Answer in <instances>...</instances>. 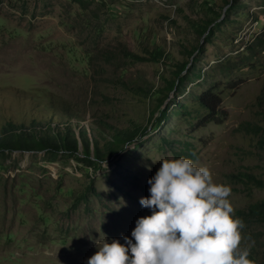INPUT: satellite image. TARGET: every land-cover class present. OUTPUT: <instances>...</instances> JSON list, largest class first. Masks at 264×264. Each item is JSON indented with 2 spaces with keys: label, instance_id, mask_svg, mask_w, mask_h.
<instances>
[{
  "label": "rangeland",
  "instance_id": "rangeland-1",
  "mask_svg": "<svg viewBox=\"0 0 264 264\" xmlns=\"http://www.w3.org/2000/svg\"><path fill=\"white\" fill-rule=\"evenodd\" d=\"M263 39L264 0H0V122L28 118L29 103L43 121L75 120L92 146L136 133L103 163L0 154V264H84L95 240L131 239L150 215L147 179L180 156L230 187L240 246L264 264ZM210 88L226 117L202 127L195 97Z\"/></svg>",
  "mask_w": 264,
  "mask_h": 264
},
{
  "label": "clouds",
  "instance_id": "clouds-1",
  "mask_svg": "<svg viewBox=\"0 0 264 264\" xmlns=\"http://www.w3.org/2000/svg\"><path fill=\"white\" fill-rule=\"evenodd\" d=\"M159 162L138 201L150 215L136 218L124 243L102 234L84 264H254L240 246L243 221L232 215L230 187L187 157Z\"/></svg>",
  "mask_w": 264,
  "mask_h": 264
},
{
  "label": "trees",
  "instance_id": "trees-1",
  "mask_svg": "<svg viewBox=\"0 0 264 264\" xmlns=\"http://www.w3.org/2000/svg\"><path fill=\"white\" fill-rule=\"evenodd\" d=\"M228 5V3H226ZM231 6L228 7V10ZM209 21L207 23L210 24ZM201 34H203L209 29V26H203ZM261 39L258 38L259 42ZM264 44V39L261 41ZM191 51L189 54H192ZM152 56V61H159L163 57V53L159 51H153L149 53ZM187 71V62L181 63L180 66L174 72L175 80L167 82L168 91H172L176 86L177 82H181V78L184 76ZM165 98L162 99V104L165 102ZM258 103L261 102L264 107V89H262L260 95L257 98ZM222 92L218 89L210 88L200 95L195 97V104L197 108L201 110V115L199 117V122L204 127L208 124L215 123L220 124L225 120L224 112L220 109L222 105ZM159 109V108H158ZM157 109V111H158ZM167 109L158 111L159 115L166 118ZM19 118L15 119L12 122L11 119H2L3 122H0V154L4 155L5 153H12L15 151H28V152H44L48 155L69 154V155H82V161L87 163H103L114 155L118 154L122 147H119L120 144H127L132 142L136 133L133 132H124L118 131L112 135L113 142L106 143L105 145H94L92 146L91 140L86 138V133L83 128H80L79 125L70 118L67 117V122L63 123L60 126L59 123H52L49 116H46V121L38 119L37 111L30 106L28 103V118L25 117L24 113L18 109ZM2 116V117H1ZM1 118H4V115L1 113ZM73 128V129H72ZM78 129V134L76 136H71L74 129ZM92 158L94 159L92 161ZM251 179L260 184V181H257L253 177ZM256 212L261 216H264V203H261ZM254 262V261H253ZM254 264H257L254 262Z\"/></svg>",
  "mask_w": 264,
  "mask_h": 264
}]
</instances>
